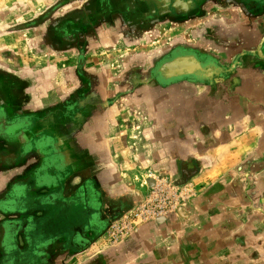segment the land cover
<instances>
[{
	"label": "crops",
	"instance_id": "obj_1",
	"mask_svg": "<svg viewBox=\"0 0 264 264\" xmlns=\"http://www.w3.org/2000/svg\"><path fill=\"white\" fill-rule=\"evenodd\" d=\"M84 1L45 24L43 61L0 76L16 119L0 139V264H264V0L183 12L207 24L185 41L171 29L170 50L212 56L219 73L167 84L151 72L163 42L144 40L178 14ZM154 178L188 200L109 242Z\"/></svg>",
	"mask_w": 264,
	"mask_h": 264
},
{
	"label": "rangeland",
	"instance_id": "obj_2",
	"mask_svg": "<svg viewBox=\"0 0 264 264\" xmlns=\"http://www.w3.org/2000/svg\"><path fill=\"white\" fill-rule=\"evenodd\" d=\"M108 1L111 5L112 0H98L96 10L98 12L103 11V14H107L106 10L108 8L106 5ZM208 1L209 0H195V7L197 6V9L195 8L196 12L198 10H203V6L207 4ZM84 2V4H88L90 0H85ZM74 3L75 0H0V76L1 73L10 72L11 70L14 71L15 62L16 67H25L28 65L26 61L34 63V65L38 64L36 62L43 61L44 58H46L43 52L48 46V39L43 38V34H45L47 30L45 24L48 22L51 24L59 20L60 17L58 16L65 13V9H70L69 5ZM213 10H215V8H208V14ZM72 11L73 9H71V12ZM100 14L102 13L100 12ZM49 15L52 16L50 20L48 18ZM105 17L106 15L104 18ZM150 24L147 22L148 26ZM205 24H207V22L204 21L203 18H190L188 14L184 13L173 17H163V22L157 23L156 27L147 34L148 38L146 41L144 40L146 51L155 50L156 43L158 46L160 41H162L161 51L165 54L171 48L169 45L170 33L172 32L171 29L175 32L177 31L179 38L185 41L186 38L192 37L191 34L194 30L196 33L202 30ZM38 40H42L40 41L41 43H35ZM40 45L45 48H41V50H43L41 55L37 57V59H39L34 61L32 53L37 50L35 47H40ZM158 47L160 49V46ZM22 60L25 62L22 63ZM154 179V186L151 188L146 199L138 204L137 207L150 200L154 196L156 186L160 181L165 180L164 178ZM167 185L174 189V184L172 182L167 181Z\"/></svg>",
	"mask_w": 264,
	"mask_h": 264
},
{
	"label": "flooded vegetation",
	"instance_id": "obj_3",
	"mask_svg": "<svg viewBox=\"0 0 264 264\" xmlns=\"http://www.w3.org/2000/svg\"><path fill=\"white\" fill-rule=\"evenodd\" d=\"M149 1L152 12L156 11L158 15H167L168 13L174 15L189 12L193 7L192 4H178L179 1L176 0ZM195 55L199 56V60L201 61L198 62H200L202 66H194L193 56ZM203 55L204 54H200L196 50L184 47L173 51L169 50L160 57L161 60L153 70H151L152 75L164 84L182 79L200 81L217 75L219 73V67L217 66L218 63L214 60H210L207 55Z\"/></svg>",
	"mask_w": 264,
	"mask_h": 264
},
{
	"label": "built area",
	"instance_id": "obj_4",
	"mask_svg": "<svg viewBox=\"0 0 264 264\" xmlns=\"http://www.w3.org/2000/svg\"><path fill=\"white\" fill-rule=\"evenodd\" d=\"M186 200H188L186 189H178L176 186L173 189L167 185L165 180L160 181L150 200L139 205L122 220L111 226L108 232V241L116 242L131 233L138 224L176 212Z\"/></svg>",
	"mask_w": 264,
	"mask_h": 264
},
{
	"label": "water",
	"instance_id": "obj_5",
	"mask_svg": "<svg viewBox=\"0 0 264 264\" xmlns=\"http://www.w3.org/2000/svg\"><path fill=\"white\" fill-rule=\"evenodd\" d=\"M192 5L194 8L197 9V6L195 7V5H196L195 0H194V3ZM180 14H183V13H180ZM195 56H193L194 57V59H193L194 66H196V67L202 66L200 64V62H198V61H201V60H199V56L198 55H195ZM203 56H206V55H203ZM207 57L210 60H214L216 62V60L212 56L207 55ZM194 60H195V62H194ZM204 80H206V79H204ZM13 127H14V113L12 111V108L8 107V106L6 107L3 105H0V139H2V138H4L5 140L10 139L11 138L10 135L12 133H10L9 131H11V128H13ZM12 138H14V135L12 136Z\"/></svg>",
	"mask_w": 264,
	"mask_h": 264
}]
</instances>
